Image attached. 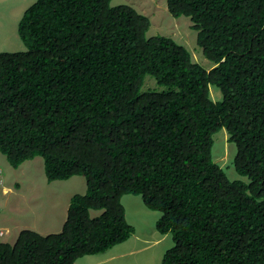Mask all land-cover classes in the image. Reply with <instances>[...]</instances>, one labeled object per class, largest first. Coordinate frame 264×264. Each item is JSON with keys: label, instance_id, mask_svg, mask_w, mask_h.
<instances>
[{"label": "trees", "instance_id": "16d2710c", "mask_svg": "<svg viewBox=\"0 0 264 264\" xmlns=\"http://www.w3.org/2000/svg\"><path fill=\"white\" fill-rule=\"evenodd\" d=\"M110 2L36 0L18 24L26 50L0 52V152L14 168L40 156L48 182L86 181L60 232L20 230L0 264H75L125 242V194L162 212L174 244L160 264H264V0H166L210 69ZM221 130L248 181L213 160Z\"/></svg>", "mask_w": 264, "mask_h": 264}, {"label": "rangeland", "instance_id": "374dc122", "mask_svg": "<svg viewBox=\"0 0 264 264\" xmlns=\"http://www.w3.org/2000/svg\"><path fill=\"white\" fill-rule=\"evenodd\" d=\"M35 1L0 0V52L26 50L18 33V24L26 8ZM110 3L113 6L128 4L147 15L151 22L147 36H170L186 46L191 51L193 60L203 67L208 69L213 64L196 43L197 31L192 28L190 17L173 16L167 8L166 0H111ZM149 79L152 78L147 76L146 80ZM153 81L149 80L147 85ZM210 93L213 100L222 99V94L216 86H211ZM223 131L225 130L213 136V160L224 167L230 179L241 178L248 181L246 176L236 172L232 163L236 146L228 141L227 134ZM85 190L86 181L82 175L48 182L40 156L26 160L14 168L0 152V241L12 242L19 231L27 226H30L27 229H38L42 234L60 232L62 227L57 229L56 226L66 216L68 197L75 193H84ZM122 203L125 206L127 221L134 225L136 233L125 242L116 244L104 252L77 258L75 264H90L113 254L117 255L108 259V264H160L163 252L174 244L171 232L163 235L156 228L162 212L147 208L141 195L125 194ZM100 212L91 210V215ZM133 243L135 246H132V249L139 250L138 252L120 255L126 252L124 248Z\"/></svg>", "mask_w": 264, "mask_h": 264}, {"label": "clouds", "instance_id": "9594fccd", "mask_svg": "<svg viewBox=\"0 0 264 264\" xmlns=\"http://www.w3.org/2000/svg\"><path fill=\"white\" fill-rule=\"evenodd\" d=\"M192 26V25H191ZM163 35V34H162ZM166 36V35H165ZM170 37V36H169ZM193 58V57H192ZM197 62V61H196ZM212 66H214L213 64L208 68V69H210ZM76 194V193H75ZM74 195V194H73ZM72 196V195H71ZM71 196H69L68 197V199H67V202H66V206H67V210H68V206H69V199L71 198ZM65 206V207H66ZM66 215H67V211H66ZM65 219H66V216L62 219V220H60L59 221V223H58V225L56 226L57 227V229H59L60 228V226L62 227L63 226V224H64V221H65ZM30 226H27V227H25V228H29ZM55 227V226H54ZM25 228H22V229H25ZM21 229V230H22ZM62 229V228H61ZM32 230H34V231H36V232H38V229H32ZM61 231V230H60ZM38 233H40V232H38ZM54 233H56V232H54ZM40 234H42V233H40ZM45 234H49L48 232L47 233H45ZM45 234H43V235H45ZM17 237V236H16ZM15 237V238H16ZM14 238V239H15ZM10 243H13V242H10ZM163 255V254H162ZM162 255H161V257H162ZM161 259V258H160ZM97 261H101V260H97Z\"/></svg>", "mask_w": 264, "mask_h": 264}, {"label": "crops", "instance_id": "0c3cea01", "mask_svg": "<svg viewBox=\"0 0 264 264\" xmlns=\"http://www.w3.org/2000/svg\"><path fill=\"white\" fill-rule=\"evenodd\" d=\"M15 239H16V238H15ZM15 239H14L12 242H14ZM138 251H139V250L132 249V250L129 251V254H134V253H136V252H138ZM123 253H126V252H122V253H120V255H122ZM115 255H117V254H113V255H111V256H108L107 258H105V259H103V260H101V261H93V262L90 263V264H108V262H109L108 259L114 257Z\"/></svg>", "mask_w": 264, "mask_h": 264}, {"label": "bare ground", "instance_id": "6f19581e", "mask_svg": "<svg viewBox=\"0 0 264 264\" xmlns=\"http://www.w3.org/2000/svg\"><path fill=\"white\" fill-rule=\"evenodd\" d=\"M133 7V6H132Z\"/></svg>", "mask_w": 264, "mask_h": 264}]
</instances>
